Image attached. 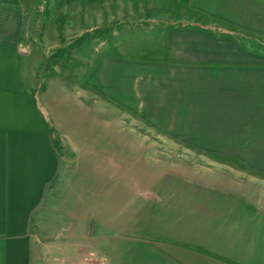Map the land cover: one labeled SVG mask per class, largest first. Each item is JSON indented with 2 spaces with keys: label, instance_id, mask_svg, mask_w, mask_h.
Returning a JSON list of instances; mask_svg holds the SVG:
<instances>
[{
  "label": "crops",
  "instance_id": "obj_1",
  "mask_svg": "<svg viewBox=\"0 0 264 264\" xmlns=\"http://www.w3.org/2000/svg\"><path fill=\"white\" fill-rule=\"evenodd\" d=\"M119 1L0 0V264H264V0ZM64 8L87 12L92 24L66 29ZM106 9L117 13L105 27L95 19ZM127 18L146 31L162 27L155 44L141 45L155 59L107 54L78 85L47 78L40 86L45 58L84 33L109 43L121 36L113 21ZM115 90L138 98L134 121L142 129L134 133L143 153L156 152L148 145L156 137L181 152L214 155L235 172L218 180L166 174L150 191L118 196L116 209L113 180L96 185L99 167L90 165L97 259H87L83 227L71 221L83 223V211L66 205L68 214L44 225L62 192L58 178L64 169L78 173L65 166L61 155L72 151L52 132L68 99L93 107Z\"/></svg>",
  "mask_w": 264,
  "mask_h": 264
},
{
  "label": "rangeland",
  "instance_id": "obj_2",
  "mask_svg": "<svg viewBox=\"0 0 264 264\" xmlns=\"http://www.w3.org/2000/svg\"><path fill=\"white\" fill-rule=\"evenodd\" d=\"M135 2L137 0H120L117 6L122 4L125 6L126 3L134 4ZM50 12L47 10L46 15ZM114 12L117 13L115 10L108 11L106 9L105 17L95 20L97 22L102 21L106 27L110 22L111 17L109 16ZM86 13L64 8L62 19L66 29L69 26L75 28V25L81 24L84 27H89L93 19H90ZM112 26L117 27L121 36L117 39L113 37L109 43L95 41L96 36L84 33L81 39L78 38L69 44L66 43L68 46L64 48L66 51H61L56 57L45 58L46 70L41 74L40 86L43 89L47 87V82H45L47 78L51 79L52 83L67 84L66 87L78 85V83H82V74L91 71L95 67L94 65H100L107 54L132 56L138 59L156 58V55L153 56L154 52L146 53L141 45L155 44L153 40L157 41L158 29L162 27L147 28L146 31V28L138 26L135 19L129 18L123 21L115 20ZM51 28V20H49L44 27L46 35L51 34L53 31ZM114 76L116 82L122 79V74ZM125 91L127 94L115 90L111 94L113 98L111 97L109 100L111 103L108 99L99 97L101 99L93 107L79 105L74 108L73 101L68 99V102L72 103L62 106L63 112L59 108V116L61 117L58 119V127L54 126L56 129L52 132L57 142L64 143L65 148L72 151V153L61 155L65 166L71 167L72 165L74 167L77 165L79 174L77 173V177L76 174L70 176L67 172L68 169H64L66 178L64 179L61 175L60 179L57 180V187L58 184H62V192L52 198L51 211L44 220V225L52 227L57 224L60 216L68 214L66 205L69 208L74 207L76 212L83 211V223L81 221L75 222L74 219L71 221L73 225L79 226L78 228L83 227L82 233L77 238L78 242L82 241V253L87 256V259H97L94 255L91 256L93 251H91L92 244L89 240L91 239L89 234L92 225L88 223L91 211L90 206H88L87 193L89 192L88 188L91 190L93 186L89 178L93 172L88 171L90 165L99 167L93 172L96 185L106 177L113 180L116 195L113 203L116 209L121 201L117 198L118 196L131 193L133 198L139 193L150 191L152 180L166 174H180L188 177H200L201 179L211 176L218 180L220 176L221 178L233 177L235 172L229 167H219V160L212 157L214 155L188 154L180 150L179 152L176 148L163 146V143L156 137L149 138L150 144H148L156 148V152L143 153L139 148L142 140L139 135L136 137L134 133L135 131L137 134L142 129L140 123L134 121V117L138 119L136 112L139 110V101L138 98L132 97L131 90ZM123 95L129 97H122ZM90 108L92 114L86 111ZM110 189L112 194L113 186H110ZM118 220L122 219L118 218ZM65 239H70V237Z\"/></svg>",
  "mask_w": 264,
  "mask_h": 264
}]
</instances>
